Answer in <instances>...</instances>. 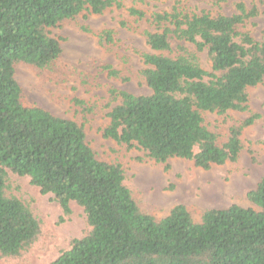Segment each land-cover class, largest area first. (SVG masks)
Instances as JSON below:
<instances>
[{
	"label": "trees",
	"instance_id": "1",
	"mask_svg": "<svg viewBox=\"0 0 264 264\" xmlns=\"http://www.w3.org/2000/svg\"><path fill=\"white\" fill-rule=\"evenodd\" d=\"M121 7L117 0H0V258L7 264H31L26 254L42 232L30 203L12 193V174L28 178L41 195H51L63 217L71 214L70 203L83 210L84 236L73 239L50 264H264V176L247 194L258 210L237 205L210 209L194 222L177 205L157 219L140 209L119 164L97 160L82 126L23 105L14 67L53 66L61 45L49 30L83 12L101 15ZM235 8L232 16L188 14L180 7L153 14L157 30L145 38L159 54L141 55L146 67L141 75L151 94L112 91L120 103L107 114L103 138L140 150L157 164L181 159L209 170L235 163L244 149L242 133L258 116L236 121L221 143L203 118L205 113L248 111L249 89L264 80V32L257 41L242 30L264 12L243 3ZM103 36L112 40L111 32ZM202 51L211 72L199 64Z\"/></svg>",
	"mask_w": 264,
	"mask_h": 264
},
{
	"label": "rangeland",
	"instance_id": "2",
	"mask_svg": "<svg viewBox=\"0 0 264 264\" xmlns=\"http://www.w3.org/2000/svg\"><path fill=\"white\" fill-rule=\"evenodd\" d=\"M117 1L122 5L119 9L111 8L101 15L83 12L49 30L50 36L61 45V55L50 69L40 70L23 63L15 65L14 77L22 91L23 105L39 107L82 126L85 140L97 160L119 164L125 172V185L140 209L157 219L167 216L177 205L184 206L194 222H199L202 212L210 209L237 205L258 210L249 203L247 194L264 176V80L249 89L248 111L228 112L223 116L203 115L206 127L220 136V143L236 121L258 116L242 133L244 149L235 163L212 166L209 170L195 168L192 162L181 159L157 164L140 150L103 138L101 130L109 123L107 114L120 103L112 91L136 97L151 94L141 75L146 68L141 55L154 53L145 38L147 32L157 30L152 24L153 14L169 13L174 7H180L188 14L204 12L212 17L232 16L236 13V4L243 3L246 9L257 6L261 13L264 5L260 0ZM131 9L143 12L144 17L131 15ZM242 30L255 40H261L264 15L246 21ZM104 32H111L110 42L100 37ZM179 44L194 51L189 43ZM198 61L205 71L211 72L206 51L198 53ZM106 67L118 72V77L110 76ZM9 179L12 193L29 202L42 222L41 236L26 254L27 260L31 264H50L62 251L69 249L73 239L84 236L88 228L83 210L70 203L71 214L63 217L52 196L41 195L29 184L28 178L9 174ZM0 264L7 263L0 258Z\"/></svg>",
	"mask_w": 264,
	"mask_h": 264
}]
</instances>
